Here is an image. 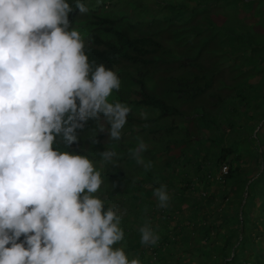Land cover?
<instances>
[{
  "label": "clouds",
  "instance_id": "9594fccd",
  "mask_svg": "<svg viewBox=\"0 0 264 264\" xmlns=\"http://www.w3.org/2000/svg\"><path fill=\"white\" fill-rule=\"evenodd\" d=\"M76 8L88 12L79 0ZM72 10L66 0H0V264H141L114 247L125 238L122 217L94 195L103 184L94 162L53 147L77 144L89 120L119 141L131 112L109 102L120 80L89 62ZM147 148L140 139L130 150L145 170ZM154 196L168 207L166 185ZM139 231L142 245L158 243L150 222Z\"/></svg>",
  "mask_w": 264,
  "mask_h": 264
},
{
  "label": "trees",
  "instance_id": "16d2710c",
  "mask_svg": "<svg viewBox=\"0 0 264 264\" xmlns=\"http://www.w3.org/2000/svg\"><path fill=\"white\" fill-rule=\"evenodd\" d=\"M141 1H126V5L133 9L129 11V8L119 10V5L123 3V0H95L101 5H96L93 0H79L88 9L87 13L80 14L79 9L76 8L78 0H66L73 9L69 13L68 19L71 26L81 34L85 43L84 51L89 62L93 65L103 64L107 69L115 72L120 84L121 77H123L134 85L135 91L138 88L137 99L134 100L135 106L159 112L156 117L143 118L131 111L124 129L134 136L145 132L155 138L163 133V140H170L172 144L180 145L181 156L187 164L188 162L194 163L193 157L197 158V168L202 171L201 168L206 166L202 162L203 159L210 160L208 154L206 156L203 152H209V150L203 148L194 151V153L193 149L190 150L192 143L199 145L203 144L205 140L193 142L191 132L186 126V121H184L187 115L181 111L177 103L191 102L189 103L190 106L194 108V112L199 116L201 122H204V127L214 130L218 122H216V118L210 119L212 111L209 108L198 105L200 98L204 96L216 97L219 101L214 105L218 106L220 110L221 106L230 103L233 105L232 110L236 111L235 105L239 104V101L243 103L244 101L248 102L249 98L254 100L259 97L264 91V83L262 88L245 84V75L248 72L245 73L243 68L246 66L235 63L233 68H236L239 73L233 77L235 80L241 79L231 86V89L236 90L237 94L223 96L216 91H210L214 86L215 71L213 73L212 70L207 72L200 63L208 57L218 58L219 63L233 57H235L233 60L236 61L243 52L241 56L245 60L243 64L253 67L249 74H264V35L253 34V29L245 25L238 28L219 26L213 18L220 14V11H216V9L222 6V2L230 4L233 1L237 3L240 1L246 9L257 11L260 14V12L262 13L260 9L264 7V0H180L177 4L168 3L163 7L161 6L156 14L154 12L149 17L140 19V12H138L140 8L136 5ZM188 3H193L194 8L189 9ZM148 8L143 7L142 9L146 11ZM194 18L200 23L193 26L191 22ZM143 27H149L150 30L145 35L134 34ZM164 32L170 34V39L167 40L170 44L168 46L164 45L162 38L159 37ZM212 45L218 46L215 48ZM161 54L172 55L180 70L196 68L199 71L205 70L206 73H196L187 78L169 79L174 85L165 91L164 96L152 94L147 86V81L152 77L153 66L161 61ZM219 63L215 62L214 65ZM262 79L264 81V75ZM125 80L122 81L123 85H127ZM124 90L125 88L113 90L116 99L121 103L127 102V98L130 97ZM248 90L247 95L245 92ZM252 91L255 94L254 97L249 96ZM167 96H172L177 103L169 101ZM237 98L240 99L235 103ZM231 108L229 105L226 106L225 110H231ZM252 119L256 118L253 116ZM262 119L264 120V112ZM97 130V121L89 120L84 131L78 133L80 140L77 144L66 146L62 142H58L54 144V150L58 149L87 157L93 156L86 151L87 146H90L95 153L99 150L103 152L106 149H101L103 146L101 143L98 145L92 143V134L97 133ZM101 138V136L96 137L98 142ZM211 141L219 146L222 145L218 137H214V139L212 137ZM249 141L252 148L255 149V153L261 150L263 161V169L257 172L255 177H249L245 171L247 165L241 164L245 154L246 156L251 155L246 151V148L242 149L244 154L240 153L231 160L230 156L235 153L236 147L224 146L225 150H221L216 155L215 162L209 161V165L205 167L206 171H203V176L198 177V183L196 180H188L185 177L186 186L183 189H177L183 198L180 196V203H177L174 208L183 213L185 205L191 203L190 198L184 199L185 195L189 193L198 196L197 191H205V193L210 194V189L215 184V182H210L211 178L216 177L222 165H228V174L219 179V187L211 192L212 205H210V210H213L214 213L206 212V208L200 204L199 200L195 201V207L198 209L189 213L191 221L199 218L201 214L205 223L196 225V227L200 226V234L202 235V247H199L202 261L199 264H205V261L211 264H264V132L259 129L255 137L251 136ZM91 145H95V147ZM189 152L193 153V157L189 156ZM118 161L124 162V159H118ZM174 162L172 161V163ZM172 163L167 162L166 165L171 167ZM117 165L109 164L106 166L108 174L112 175L110 177L114 179L120 178L122 180L123 178L124 180L126 178L125 165ZM112 169L114 170L112 171ZM179 170L186 173L182 169ZM146 172V176L149 177L151 173ZM153 178L152 176L150 180L154 181ZM201 187L203 188L201 189ZM222 187L225 193L220 191ZM202 208L204 212H202ZM106 209L107 206H105V211ZM255 213H258L260 217L256 216ZM213 215L215 217L212 218ZM126 225H120L124 232ZM178 228L180 227L176 229ZM214 230L217 231L215 237L212 236ZM222 230L224 233H221ZM160 236L158 243L152 249L156 253V261L151 262L148 258L146 261L143 260L141 264H172V256L164 255L163 249L172 244L175 246L178 244L177 233L172 234V239L169 231L161 233ZM23 239L22 236L21 240ZM180 260L179 262L182 263ZM189 264L192 263L189 262Z\"/></svg>",
  "mask_w": 264,
  "mask_h": 264
},
{
  "label": "rangeland",
  "instance_id": "374dc122",
  "mask_svg": "<svg viewBox=\"0 0 264 264\" xmlns=\"http://www.w3.org/2000/svg\"><path fill=\"white\" fill-rule=\"evenodd\" d=\"M126 1L129 0H123V3L119 5V10L129 8V11H132L133 9L129 5H126ZM178 1L180 0H142L140 3L138 2L136 6L140 8V11L138 10V12H140L139 15L141 19L142 17H149V15L154 14V12L156 14L159 7L161 6L163 7L168 3L177 4ZM95 4L101 5L96 2ZM221 4L222 6L216 9V11H220V14H217L216 17H213L219 26L224 25L238 28L241 25H245L253 29V34L255 33L258 35H264V7L260 9L262 10V13L260 12V14H258L257 11L246 9V7L240 1L238 3L233 1L230 4L222 2ZM188 6L189 9L194 8L193 3H188ZM143 7L149 8L145 11L142 9ZM197 23L200 22L197 19L195 20V18L192 19L191 24L193 26ZM149 30V27H143L134 34L138 36L145 35ZM159 37L162 38L164 45H170L167 42V40L170 39L169 33L164 32ZM242 53L239 55L240 57H237L238 59H236V61L233 60L235 59V57H233L228 60H222V62L219 63L220 60L218 58L216 59L208 57L200 63L201 67L205 68L207 72L212 70L213 73V71H215L214 86L210 91H216V93H220V95L223 96H234L237 94L236 90L231 89V86L236 84V82L241 79L239 78L238 80H235L233 77L235 74L239 73L236 68H233L236 62L246 66V68H243L245 73L248 72L247 75H245V84L253 86L255 85L259 88H262L264 83L262 76L264 74H249V71H252L253 67L248 66V64H243L245 60H243V57H241ZM249 53L251 52L249 51ZM160 58L161 61L153 66L151 70L152 77L147 81V86L150 92L155 95L164 96L165 91L174 85L169 79L184 77L187 78L191 77V75H195L196 73H206L205 70L202 71L201 69L199 71L196 68L180 70L172 55L161 54ZM215 62H218L219 64L214 65ZM123 80H125V78L121 77L120 90L125 88L124 91H126V93L130 96L127 98V102L124 104L129 106L134 114H137L143 118H145V115L146 118L156 117L158 115L157 113H159L156 110L152 111L135 106L134 100L137 99L138 88L137 91H135L134 85L127 80H125L127 85H123ZM129 88L132 89L130 90ZM248 93L249 90L245 92L247 95ZM250 93L251 94H249V96H255L253 91ZM167 99L171 102L177 103L172 96H167ZM239 99L240 98L235 99V103H237V100L239 101ZM115 101L119 100L116 99V94L113 92L109 97V102ZM198 101L199 106H205L212 111L210 119L216 118L215 120L218 122V125H215L216 127L214 130L204 127V122H201L199 116L195 114L194 108L190 106L189 103L191 102L177 103L181 108V111L186 113L188 116L185 117L184 121H186V126L191 132V138L193 142L201 139L205 140L203 144L199 145L192 143L190 150L193 149L194 153L196 150L198 151L203 148H207L209 152L203 153L206 156L208 154V158L210 159L209 161L213 163L217 157L216 155L224 149V146L236 147L235 153L230 156L231 160L240 153L244 154L242 149L246 148V151L251 155L246 156L245 154L243 163L241 164L247 165L245 171L248 173L249 177H255L257 172H260L263 169V161L261 150H258L257 153H255V149L252 148L249 140L251 139V136L255 137V134L259 131V129H261V132H264V120L262 119V114L264 112V91L254 100L249 98L248 102L244 101L241 103V101H239V104L235 105L236 111L232 110L233 105L230 103H226L224 106H221L220 110L218 106L214 105L219 101L216 97L204 96ZM229 105L230 108H232L231 110L228 109L226 111V106ZM253 116L256 119H252ZM178 121L180 122L179 119ZM101 123L104 122L102 121ZM105 127L107 128L106 123ZM94 134L97 135V137H102L101 140L95 145L101 143L103 145L101 149L115 151L118 154V159H124V162H119L118 159H116L115 163H105L100 156V150L95 153V151H93L90 146L86 147V151H88L90 155H93L89 156L88 158L94 162L97 170L101 172V178L103 180L101 188L94 195L100 197L104 201L107 208H113V210L122 217L120 225L127 224L124 232V240L114 247H123L129 259L137 258L141 263L143 260L146 261L148 258L151 262L156 261V253L152 250L154 246H144L140 242L141 234L139 229L146 222H150L159 237H161V233H167V231H169L170 237L172 239V234L177 233L178 238L176 237V240H178V244L176 246L172 244L170 247H165L163 249L164 255L166 254L172 256V264H189V262L192 264H199V262L202 261L201 253H199V247H202V235L200 234V226L196 227V225H202L205 223L204 220H202L201 214L199 218L193 219V221H191L189 218V213L198 209L195 207L196 200H199L200 204H203V207L206 208V212L209 211L210 214L214 213L213 210H210V205H212V200L210 199L211 192L214 191L216 187H219V179H221V177L224 175V168H227L228 171V165H222L220 167L215 177L217 179L213 177L211 178L210 182H215V184L213 187H211L212 189H210V194L205 193V191H197L196 193L198 196H193L189 193L185 195L184 199L190 198L191 203L189 205H185V210L183 213H181L179 210L174 208L177 203H180L181 195L177 192V189H183L186 186L187 183L185 177H187L188 180H196L197 182L198 177L203 176V171H206L205 167L209 165L207 158L203 159L202 161L203 164L206 165L201 168L202 171L198 170L197 158L193 157L192 152H189V156L193 157L192 161L196 164L194 165V163L190 162L187 164L184 161L183 156H181L180 145L175 143L172 144L170 140H163V133H160L155 138L145 132H141L134 136V134H130V132H127L123 128L122 136L119 141L109 139L107 133L105 132L99 133V127L97 133H93L92 136ZM212 137L213 139L214 137H218L222 142V145L219 146L218 144H215L213 141H211ZM89 139H91V137H89ZM140 139H142L148 146L147 151L142 153L145 163L151 162L152 166L148 170H145L142 164H137L136 161L130 156V150L137 147L138 140ZM95 145L91 146L95 147ZM172 161L175 162L172 163ZM167 162H170L173 165L171 164L172 166L170 167L169 165H166ZM109 164H118L117 166L125 165L124 168L127 181L126 178H124V180L123 178L120 180V178L114 179L113 177H110L112 175L108 174L109 172L107 171L106 167ZM179 169H182L186 173H183ZM113 170L114 169H112V171ZM146 171L151 173L149 177L146 176ZM152 176L154 177V181L150 180V178L152 179ZM161 185H166L170 197L168 207L166 208H160L158 206V201L154 196V190L159 188ZM202 188L203 187H201V189ZM220 191L225 193L223 187L220 188ZM196 197L198 198L196 199ZM202 212H204L203 208ZM255 215L260 217L258 213H255ZM213 217H215V215H213L212 218ZM177 227L182 229H176ZM216 232L217 231L214 230L212 233L213 237H215ZM221 233H224V231L222 230ZM179 260L182 261V263H180ZM205 264L211 263L205 261Z\"/></svg>",
  "mask_w": 264,
  "mask_h": 264
},
{
  "label": "built area",
  "instance_id": "2783aa9c",
  "mask_svg": "<svg viewBox=\"0 0 264 264\" xmlns=\"http://www.w3.org/2000/svg\"><path fill=\"white\" fill-rule=\"evenodd\" d=\"M223 174H224L223 176H225L226 174H228L227 168H224Z\"/></svg>",
  "mask_w": 264,
  "mask_h": 264
}]
</instances>
